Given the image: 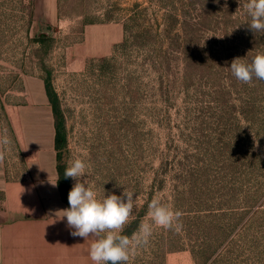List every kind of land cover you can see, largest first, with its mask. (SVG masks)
Returning a JSON list of instances; mask_svg holds the SVG:
<instances>
[{"label": "rangeland", "instance_id": "rangeland-1", "mask_svg": "<svg viewBox=\"0 0 264 264\" xmlns=\"http://www.w3.org/2000/svg\"><path fill=\"white\" fill-rule=\"evenodd\" d=\"M246 2L0 0V89L46 76L63 169L83 159L98 198L134 193L123 235L154 198L182 213L179 229L154 227L127 264H264V81L230 71L234 58L264 53ZM103 21L123 23L124 40L71 58L83 25ZM65 181L70 191L76 181Z\"/></svg>", "mask_w": 264, "mask_h": 264}, {"label": "crops", "instance_id": "crops-1", "mask_svg": "<svg viewBox=\"0 0 264 264\" xmlns=\"http://www.w3.org/2000/svg\"><path fill=\"white\" fill-rule=\"evenodd\" d=\"M53 8L55 0H40ZM125 38L119 21L87 22L69 50L74 60L110 54ZM0 264H93L94 238L74 237L63 210L57 118L43 73L24 74L20 88L0 89ZM56 184V185H55ZM55 185V186H53Z\"/></svg>", "mask_w": 264, "mask_h": 264}, {"label": "clouds", "instance_id": "clouds-1", "mask_svg": "<svg viewBox=\"0 0 264 264\" xmlns=\"http://www.w3.org/2000/svg\"><path fill=\"white\" fill-rule=\"evenodd\" d=\"M244 8L250 17L249 29L254 33L264 32V0H247ZM230 71L244 84L250 85L254 79L264 81V53L256 54L250 61L234 58ZM10 143L6 133L0 135V160L4 159ZM88 168L81 158H75L65 168L64 177L76 182L68 193L70 207L63 210L61 218L66 217L67 226L74 229L72 236L85 240L94 238L89 249L93 264H127L138 249L149 243L154 227L177 230L182 226V213L154 198L148 205V218L140 224L138 231L131 237L123 235L135 207L134 193L125 190L119 196L109 194L98 198L89 179H81L87 176Z\"/></svg>", "mask_w": 264, "mask_h": 264}, {"label": "trees", "instance_id": "trees-1", "mask_svg": "<svg viewBox=\"0 0 264 264\" xmlns=\"http://www.w3.org/2000/svg\"><path fill=\"white\" fill-rule=\"evenodd\" d=\"M47 88H48V92H49V96L51 98V101H52V104H53V108H54V112H55V115H56V118H57V136H56V144H57V149H59V158H60V150L61 148L63 147V144H64V134L62 132V129H61V123L59 121V107H58V100H57V96L56 94L54 93L52 87H51V84L50 82L47 80ZM59 171H60V175H61V180H60V186H61V190H62V193H63V197L65 199V201L68 203L69 205V202H68V193H69V190L67 188V183L65 181V177H64V169H63V166H61L59 164ZM70 206V205H69Z\"/></svg>", "mask_w": 264, "mask_h": 264}, {"label": "water", "instance_id": "water-1", "mask_svg": "<svg viewBox=\"0 0 264 264\" xmlns=\"http://www.w3.org/2000/svg\"><path fill=\"white\" fill-rule=\"evenodd\" d=\"M39 35H42V34H39ZM44 35V34H43Z\"/></svg>", "mask_w": 264, "mask_h": 264}]
</instances>
